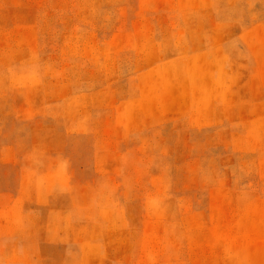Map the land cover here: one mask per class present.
<instances>
[{
  "label": "rangeland",
  "instance_id": "obj_1",
  "mask_svg": "<svg viewBox=\"0 0 264 264\" xmlns=\"http://www.w3.org/2000/svg\"><path fill=\"white\" fill-rule=\"evenodd\" d=\"M0 264H264V0H0Z\"/></svg>",
  "mask_w": 264,
  "mask_h": 264
}]
</instances>
